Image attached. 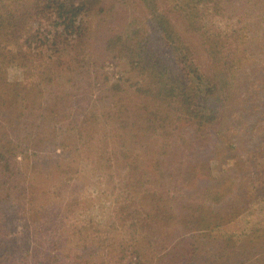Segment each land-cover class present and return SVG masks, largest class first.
Returning <instances> with one entry per match:
<instances>
[{
    "label": "rangeland",
    "instance_id": "rangeland-1",
    "mask_svg": "<svg viewBox=\"0 0 264 264\" xmlns=\"http://www.w3.org/2000/svg\"><path fill=\"white\" fill-rule=\"evenodd\" d=\"M219 3L105 0L71 82L67 71L49 78L0 65V264H264V0ZM55 4L43 0L45 13L21 23L38 70L42 56L58 58ZM158 11L185 60L162 39ZM141 39L138 53L189 85L177 91L184 100L156 104L136 141L125 138L138 173L117 169L110 150L122 147L110 135L107 149L94 134L103 152L90 162L82 142L92 129L77 132L88 111L118 114L124 104L135 116L141 99L156 100L147 71L142 89L141 72L127 74L133 53H123ZM213 41L221 48L210 54Z\"/></svg>",
    "mask_w": 264,
    "mask_h": 264
},
{
    "label": "trees",
    "instance_id": "trees-1",
    "mask_svg": "<svg viewBox=\"0 0 264 264\" xmlns=\"http://www.w3.org/2000/svg\"><path fill=\"white\" fill-rule=\"evenodd\" d=\"M43 0H12V4H2L4 0H0V65H4L6 63L7 66L13 65L18 67L23 73L25 74H33L36 72H42V75L51 76L52 73H55V76L61 74V72H68V82H71L73 77L79 73L78 68H84V64L86 60L90 58L91 51L94 46H92V37L94 35V30L91 25V19L98 14H102L104 12L105 7V0H57V4L54 11H53V24L50 26L52 27V34L53 40L52 45H55L52 51L58 55V58L54 59V55L51 54L48 58H44L42 56V60L45 61L43 64V68L38 70L39 64L37 59L39 55L33 52L29 46H27V39L25 38L21 23H26L27 18L31 17L34 14H44L45 10L43 7L39 5L42 3ZM199 3H212L214 5L220 6V0H197ZM198 5H195L194 8H197ZM158 18L155 19L157 22L159 30H161L163 36L162 39L165 38V42L173 46L177 45L179 34L177 39L175 40L176 33L171 29L168 28L169 26L166 24V21L163 19L162 14L158 11L155 12ZM98 15V16H97ZM155 16V17H156ZM25 25V24H24ZM126 36L121 32V34L117 35L118 41L122 39V36ZM24 40L23 42L21 40ZM113 41L114 45V38L110 39ZM145 39L138 40L136 42L137 49H126L127 52H132L133 54L130 55L131 59V66L130 60L128 59L129 63V71L127 72L128 77L131 76L132 78V70L138 69L141 73L138 75L140 76L137 78V82H142V85L139 86L138 89H142L143 86V78L146 77L144 75L146 71L147 79L150 85H148V94L152 96V98L156 99L154 102H146L143 99L141 101L144 103H140L138 108V113L135 116L132 115L131 109H129V105L122 104V108L124 109L122 112H118V114H114L112 112H104L103 115L99 114L100 117L107 119V126L100 128V121L95 120L96 117H99L94 112H87V115H84L81 118V123L78 126V137H82L81 130L79 128L85 127V129L91 128L92 134L90 135L91 138L84 140L82 145L84 147V155L86 158L89 159L91 162L93 160L92 156L94 153L99 156L102 154L101 148H98L95 143L94 134H98L101 137V142L104 146L109 149L111 146L119 144V149L110 150L111 153L117 154V169L120 166L132 168V170L138 171L139 173V156L136 158H132L129 154L130 147L126 141V137H129L131 140L136 141L137 136L140 135L142 131L141 124L146 122L148 119V115L151 111L154 110V107L157 103L165 102L166 100L171 101V97L178 99L180 98L179 93H183L185 88L188 87L187 80H175L171 77L169 73L168 67L164 64L162 59L151 60V56L149 54H143L142 51L138 53L139 47L143 48V42ZM63 46L62 48L60 47ZM112 45V47H113ZM81 47L83 51H87L86 54L80 55ZM221 48V44L219 42L213 41L210 44V48L208 52L211 54L215 50ZM115 48H111L110 50H114ZM178 52L179 47L175 48ZM51 50V48H50ZM75 51V59L78 60L77 65L71 63V54L70 52ZM123 51V50H122ZM138 53V54H137ZM178 54L183 58V55L186 57L188 54H185L184 50L178 52ZM36 65V67H35ZM37 68V70H33ZM48 69V70H47ZM198 71V69L189 70ZM52 71V73H50ZM47 77V80L49 79ZM16 86V82L13 83ZM13 91H16L15 88H12ZM58 91L52 90L50 95L51 98L56 100V102L65 103L64 94L65 91L59 90ZM183 90V91H182ZM185 97V96H184ZM184 100L183 98H180ZM186 101V100H185ZM69 105V104H68ZM67 105V106H68ZM63 108L65 107L62 106ZM156 114V112H155ZM170 117L169 115H164L163 120H168ZM157 119V115L155 116ZM154 119V121H155ZM106 124V120H104ZM91 123V124H90ZM104 131L100 133V131ZM114 138L115 143L111 146V143L108 139V136ZM123 135V136H122ZM109 136V137H110ZM126 149V150H125ZM12 154V152H11ZM8 154H4V152H0V158H6ZM116 158V157H115ZM132 159V162H129ZM132 187V186H131ZM4 202V200L2 201ZM6 243V241H1V245Z\"/></svg>",
    "mask_w": 264,
    "mask_h": 264
}]
</instances>
